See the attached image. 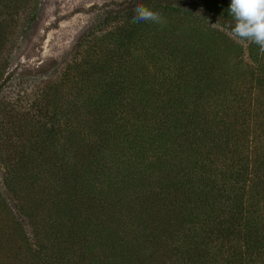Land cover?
Segmentation results:
<instances>
[{"label":"trees","instance_id":"1","mask_svg":"<svg viewBox=\"0 0 264 264\" xmlns=\"http://www.w3.org/2000/svg\"><path fill=\"white\" fill-rule=\"evenodd\" d=\"M201 1L140 0L165 23L111 33L47 93L5 182L32 239L2 241L0 264H264V56L212 27L234 25L231 0ZM164 11L202 18L188 44Z\"/></svg>","mask_w":264,"mask_h":264},{"label":"rangeland","instance_id":"2","mask_svg":"<svg viewBox=\"0 0 264 264\" xmlns=\"http://www.w3.org/2000/svg\"><path fill=\"white\" fill-rule=\"evenodd\" d=\"M8 1L2 0L1 6ZM139 1L25 0L19 8L14 7L11 20L4 22L7 34L0 41V243L20 240V236L32 239L30 223L18 210L21 194H13L5 182L11 165L23 156L21 152L28 154L42 136L47 93L63 94L69 87L67 79L75 75L80 64L112 47L111 33L129 31ZM171 1L180 2L193 13L201 12L203 6L201 0ZM148 8L162 12L158 6ZM171 17L179 26L183 44L191 41L190 31L202 25L198 23L201 17L194 19L186 12ZM212 27L243 49L247 47L243 41L230 37L231 29L216 24ZM186 28L189 30L183 31ZM3 250L0 245V251Z\"/></svg>","mask_w":264,"mask_h":264},{"label":"clouds","instance_id":"3","mask_svg":"<svg viewBox=\"0 0 264 264\" xmlns=\"http://www.w3.org/2000/svg\"><path fill=\"white\" fill-rule=\"evenodd\" d=\"M134 12L132 23H165L161 13L142 4ZM228 12L234 21L230 37L257 45L259 53L264 56V0H231Z\"/></svg>","mask_w":264,"mask_h":264}]
</instances>
